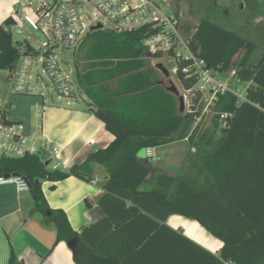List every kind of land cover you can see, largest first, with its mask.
<instances>
[{"label":"trees","instance_id":"obj_1","mask_svg":"<svg viewBox=\"0 0 264 264\" xmlns=\"http://www.w3.org/2000/svg\"><path fill=\"white\" fill-rule=\"evenodd\" d=\"M11 24V18H7L0 25V69L5 70L17 57L18 42L5 30ZM90 36L92 43L85 51L84 70L77 75V83L92 103L94 116L114 140L68 171L48 169L37 155L0 157V176L18 174L27 179L35 211L54 225L56 242L71 244L76 264H264V112L251 104L264 106V51L254 64L246 65L255 43L208 16L200 19L187 38L189 49L213 72L224 73L236 67V77L251 83L246 95L251 103L237 104L231 94L218 96L213 112L232 117L220 127V137L214 143L205 138L206 133L194 142L205 173L203 180L179 176L169 194L162 195L140 190L150 165L148 158L139 159L138 155L145 148L173 142L191 131L202 108H196L200 94L193 91L197 78L182 72L189 61L177 62L175 75L183 90L192 91L191 110H197L180 112L173 94L142 71L146 60L141 44L143 29L119 34L96 30L85 40ZM112 80H116L114 90L103 87ZM196 131L188 137L191 142ZM91 163L102 166L109 180L119 181L133 194L198 223L221 242L219 252L213 254L181 231L160 224L123 263L113 256L93 254L79 242L65 214L47 206L41 192L45 180L55 183L73 176L90 181ZM129 209L134 215L138 213L135 207Z\"/></svg>","mask_w":264,"mask_h":264},{"label":"crops","instance_id":"obj_2","mask_svg":"<svg viewBox=\"0 0 264 264\" xmlns=\"http://www.w3.org/2000/svg\"><path fill=\"white\" fill-rule=\"evenodd\" d=\"M14 2L0 0V25L11 17ZM217 3L226 10L235 9V18L229 16L224 28L249 41L254 40V30L264 31V0ZM28 95L41 97H27L37 100L32 110L13 112L12 103L1 99L0 110L8 121L20 122L30 135L48 141V149L41 150L39 156L44 164L48 163V169L55 166L68 171L114 140L94 116L92 103L81 91L69 98L56 95L57 102L52 104H47L42 93ZM194 128L183 138L152 148L153 158H148L150 172L140 190L168 195L179 176L203 180L205 173L194 146L199 130L192 142L188 138ZM54 148L56 155L52 153ZM90 167V181L73 176L55 183L45 180L41 182V192L47 206L65 214L79 242L96 256H113L123 263L160 224L181 231L213 254L219 252L221 242L198 223L173 215L133 194L119 181L109 180L99 164L91 163ZM129 207H135L138 213L132 214ZM0 264H76L71 247L64 241L56 242L54 225L35 211L30 190L18 192L13 185L0 186Z\"/></svg>","mask_w":264,"mask_h":264},{"label":"built area","instance_id":"obj_3","mask_svg":"<svg viewBox=\"0 0 264 264\" xmlns=\"http://www.w3.org/2000/svg\"><path fill=\"white\" fill-rule=\"evenodd\" d=\"M10 18L12 24L5 30L18 45L17 57L7 70V81L16 95L38 93V85L49 88L61 98L74 95L75 73L72 79L73 71L59 55L65 50L74 55L92 28L100 25V30L117 34L143 29L145 36L141 44L146 59L168 56L176 64L181 59L189 61L182 72L197 78L193 91L200 94L196 108H202L194 119L196 122L210 112L221 127L227 125L232 115L214 113L212 109L220 95H233L237 104L251 103L246 96L251 83L239 80L235 72L216 73L208 69L189 49L188 37L181 34L177 15L166 12L155 0H15ZM37 67L41 68L47 84L40 82L42 78ZM184 91L188 100L187 112H196L191 110L189 97L192 91ZM251 104L264 112V106ZM48 144L45 139L30 135L22 123L8 121L0 110V157L20 159L37 155L48 149ZM52 153L56 155L57 149H52ZM144 155L153 158V149L145 148ZM5 185L15 186L18 192L29 191V182L22 175L0 176V186Z\"/></svg>","mask_w":264,"mask_h":264},{"label":"rangeland","instance_id":"obj_4","mask_svg":"<svg viewBox=\"0 0 264 264\" xmlns=\"http://www.w3.org/2000/svg\"><path fill=\"white\" fill-rule=\"evenodd\" d=\"M161 7L170 13L177 15L179 19L180 31L183 36L192 33L201 18L208 16L215 23L224 26L226 24V19L229 16L235 18V9L232 8L230 11L222 8L217 3V0H155ZM234 16V17H233ZM93 37L87 38L79 47V49L72 54L70 50H65L60 53L59 59H65L68 62L70 69L73 71L71 78L73 79L74 73V88L72 92H80V88L77 83V75L81 74L84 70V54L86 49L92 43ZM252 42L255 43L256 48L247 60L246 65L254 64L262 55L264 51V31L261 29L254 30ZM243 55H241L242 57ZM241 60V59H240ZM239 60V62H240ZM161 63L169 72V77L165 78L162 74L155 68V64ZM176 63L173 58L168 56H163L161 58H152L145 60V66L142 71H144L149 77H151L156 83L162 85L164 88L168 89L170 86H174L178 92V95L174 96L177 107L180 108L179 97L184 99V109L183 113L188 110V100L187 94L183 90L180 81L175 75ZM43 84H47L48 81L41 73V68L37 67ZM67 70V69H66ZM236 67H232L231 73L235 72ZM227 72V71H226ZM225 73V72H224ZM33 81V80H32ZM31 84L33 85V82ZM116 85V80L108 81L103 83V87L113 90ZM38 93H42L44 100L47 104H52L57 102L56 95L49 89L43 88L42 85L37 86ZM33 94V93H30ZM27 97H37L41 98L39 95H16L10 91V85L7 81V70L0 69V99L3 101H10L14 108L13 112L32 110L37 103V100H32ZM187 102V103H186ZM3 108V104L0 103V109ZM12 112V113H13ZM10 113H7L9 115ZM192 127L197 128L198 134L206 133L205 138L208 139L210 143H214L220 137V127L221 124L214 121V116L208 112L206 113L199 122L195 120L192 123ZM194 128V129H195Z\"/></svg>","mask_w":264,"mask_h":264},{"label":"water","instance_id":"obj_5","mask_svg":"<svg viewBox=\"0 0 264 264\" xmlns=\"http://www.w3.org/2000/svg\"><path fill=\"white\" fill-rule=\"evenodd\" d=\"M100 29H101V26L98 25L97 27L92 28V31H96V30H100ZM155 68L162 74L163 77H165V78H168L169 77V72L167 71V69L161 63L155 64ZM167 91L170 92V93H172L175 96L178 95V92H177V90L175 89L174 86H170L167 89ZM178 101H179V104H180V112H182L183 109H184L183 98L182 97H179ZM143 155H144V150L141 151L138 156H143ZM37 156H40V152L37 153ZM47 164L48 163L46 162L45 165H47ZM30 188H31V185L29 183V189ZM68 245L71 246V244H68Z\"/></svg>","mask_w":264,"mask_h":264},{"label":"bare ground","instance_id":"obj_6","mask_svg":"<svg viewBox=\"0 0 264 264\" xmlns=\"http://www.w3.org/2000/svg\"><path fill=\"white\" fill-rule=\"evenodd\" d=\"M199 239V238H198ZM200 240V239H199ZM203 240V239H202Z\"/></svg>","mask_w":264,"mask_h":264}]
</instances>
